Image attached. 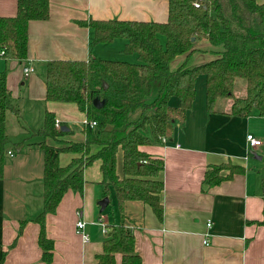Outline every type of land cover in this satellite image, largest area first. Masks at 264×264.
Returning a JSON list of instances; mask_svg holds the SVG:
<instances>
[{
	"label": "crops",
	"instance_id": "1",
	"mask_svg": "<svg viewBox=\"0 0 264 264\" xmlns=\"http://www.w3.org/2000/svg\"><path fill=\"white\" fill-rule=\"evenodd\" d=\"M167 7L168 0H49L48 17L28 22L27 58L0 57V70L7 71L10 102L20 110V119L10 112L16 118L15 122L9 117L15 129L12 133L7 131L5 117V131L9 139L18 137L17 142L24 141L22 148L17 147L15 151L7 146L0 178V264H45L38 244L40 227L34 220L42 209L43 151L30 144L41 139L38 136V140H28L30 136H37L31 135V131L42 126L45 111H52L56 121L68 127V133L58 140L46 138L47 143L84 140L85 113L75 103L45 99V63L54 59L88 60L90 56L137 62L136 54L122 52L125 44L122 38L97 43L90 51L92 29L78 21L164 22ZM16 9L17 0H0V16H14ZM213 47L207 40H200L193 52L176 56L170 68L208 61L212 54L207 51L216 53L221 49ZM27 65L34 70L26 76L23 68ZM231 101L229 98L220 108L215 106L214 112H207L205 76L200 74L196 77L195 98L183 125L175 126L165 142L140 146L164 162L160 175L164 184L161 219L139 200H125L121 210L111 209L109 215L103 214L98 204L106 196L100 161L85 166L82 193L66 190L55 211L45 215L46 236L53 241L50 264H100L97 255L107 238L97 222L101 214L106 227L122 221L131 230L142 264H264V115L256 111L246 117L229 115ZM178 103L176 96L168 100L170 106ZM66 118L69 124H64ZM71 124L77 125L76 131ZM248 133L260 136L261 143L255 147L248 145ZM95 149L93 146L92 151ZM68 153L59 154L60 165L80 156ZM252 153L253 157H249ZM118 154H121L120 165ZM228 161L245 170L206 187L202 179L208 166ZM121 165L119 151L116 155L119 175ZM227 173L228 170L221 172ZM111 192L107 194L106 207L111 202ZM78 219L85 222L86 241L76 231ZM207 221L211 222L209 227ZM205 239L207 244L203 242ZM114 264H121L120 253L115 254Z\"/></svg>",
	"mask_w": 264,
	"mask_h": 264
},
{
	"label": "trees",
	"instance_id": "2",
	"mask_svg": "<svg viewBox=\"0 0 264 264\" xmlns=\"http://www.w3.org/2000/svg\"><path fill=\"white\" fill-rule=\"evenodd\" d=\"M195 3L198 6H195ZM168 16L164 22L146 20H79L92 29L89 50L97 43L116 38L125 40L122 52L136 54L137 62L106 60L90 56L88 60L54 59L45 63V99L72 102L85 113L84 140L62 146L47 143L58 140L68 130L57 129L52 111H45L42 126L31 131L40 136L36 142L43 151L42 209L34 220L39 224L38 244L42 260L50 264L53 241L46 236L45 215L54 212L64 192L73 189L82 193L83 168L100 161L104 194L113 191L121 210L125 200H139L149 205L157 218H162L160 177L164 162L140 149V146L160 143L170 138L174 127L183 125L186 112L195 98V80L205 76V107L214 112L216 100L231 98L227 114L246 117L253 111L264 115V1L257 0H168ZM49 0H17L14 16H0V57L27 58L28 22L46 19ZM164 37L161 43L159 36ZM207 40L220 46L217 56L194 65L170 68L178 55L194 51L196 42ZM7 71L0 70V178L10 139L5 131L9 111L20 119V110L10 102L6 85ZM245 79V94L233 93L235 80ZM156 80L161 84L155 97L148 96ZM176 96L178 106L168 100ZM103 101L100 107L93 99ZM94 121V125H90ZM22 148L24 141L15 143ZM96 149L92 151V147ZM16 147V148H17ZM75 152L66 165H60V152ZM122 152L121 174L116 172V155ZM223 170H228L222 175ZM244 167L230 161L211 164L204 171L206 187L242 173ZM24 223V221H21ZM21 223V225H22ZM107 238L100 264H114L115 254H121V264H142L136 252L135 238L121 221L107 225ZM21 230V226H20ZM19 230V231H20Z\"/></svg>",
	"mask_w": 264,
	"mask_h": 264
},
{
	"label": "rangeland",
	"instance_id": "3",
	"mask_svg": "<svg viewBox=\"0 0 264 264\" xmlns=\"http://www.w3.org/2000/svg\"><path fill=\"white\" fill-rule=\"evenodd\" d=\"M159 38H160L161 43H164V37L161 35V36H159ZM217 47H220V46H216V48ZM213 48L216 49L215 47H213ZM206 53H208V54L211 53L212 54V55H210L212 57H209L208 60H210L211 58H214V57L217 56L216 53H212V52H208V51ZM203 62H205V61H203ZM160 84H161V81L160 80H156L154 82V84L152 85V88H151V92H150V94L148 96V99L152 100L155 97V95L157 93V90H158ZM233 93H234V95L236 97H241V96H243L245 94V79L244 78H238V79L235 80L234 88H233ZM227 99H229V98L228 97H222V98H220V100H219L220 102H218L217 104H215L216 108H220L221 106H223V104L225 103V101H227ZM7 114H6V116H7L6 117L7 131L8 132L10 131L12 133V132L15 131V129H13V125H12V122L10 121V118L9 117H11L15 122H16L15 119L17 117L15 118L13 115L10 114V112H7ZM68 120L69 119L66 118L65 119V122L66 123H64V124H69L67 122ZM76 126L77 125H75V124L74 125L71 124V127L74 128V129H75ZM75 131H76V129H75ZM38 138H39L38 136H30L28 140L35 141V140H38ZM17 140H19L18 137H16V138H13L12 137L10 139L11 142L8 144L9 145V148H12L14 151H15V148L17 147L16 144H15V143H17ZM56 143L59 144V145H62L63 144L62 142H51L52 145L53 144H56ZM263 144H264V139H263ZM62 153L69 154L66 151H64ZM249 157H253V154H249ZM118 159H120L119 160V165H120L121 164V154H118ZM111 209H112L113 212H116L119 209L118 206H117L116 196H115V194H114L113 191L111 192V202H110V204L102 212H103V214H106V215L108 214L109 215L112 212Z\"/></svg>",
	"mask_w": 264,
	"mask_h": 264
},
{
	"label": "built area",
	"instance_id": "4",
	"mask_svg": "<svg viewBox=\"0 0 264 264\" xmlns=\"http://www.w3.org/2000/svg\"><path fill=\"white\" fill-rule=\"evenodd\" d=\"M195 6H198V4L195 3ZM33 70L34 69H33L32 66H30V65L25 66L23 68L24 75H26V76L29 75ZM83 122L85 123L86 119ZM94 124H95L94 121H90V125H94ZM55 127L57 129H59L61 127V125L58 123V121H56ZM166 140H167L166 137H161V141L162 142H165ZM246 141H247L248 145H250L251 147H255V146H257V145H259L261 143V137L258 136V135L252 134V133H248V134H246ZM8 153L10 155H12V152L8 151ZM103 218H104V215L101 214V217H99L97 222L102 225V229H101L102 233L107 234L108 229H107L106 225L102 221ZM75 225H76V231L78 233H80L82 238H83V240L86 241L88 239V234L84 231L85 222L82 219H78L76 221ZM206 225L209 227L211 225V222L207 221ZM203 242H205L207 244V239H205Z\"/></svg>",
	"mask_w": 264,
	"mask_h": 264
},
{
	"label": "water",
	"instance_id": "5",
	"mask_svg": "<svg viewBox=\"0 0 264 264\" xmlns=\"http://www.w3.org/2000/svg\"><path fill=\"white\" fill-rule=\"evenodd\" d=\"M93 104L96 107H100L103 104V101H100L97 98H94L93 99ZM61 129L68 130V127L62 126ZM252 154H254V153H252ZM107 203H108V197L107 196L103 197L102 199H100L98 201V204L100 205V211L104 210V208L106 207Z\"/></svg>",
	"mask_w": 264,
	"mask_h": 264
}]
</instances>
